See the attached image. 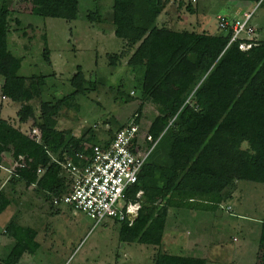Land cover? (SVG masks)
Masks as SVG:
<instances>
[{"label":"trees","instance_id":"1","mask_svg":"<svg viewBox=\"0 0 264 264\" xmlns=\"http://www.w3.org/2000/svg\"><path fill=\"white\" fill-rule=\"evenodd\" d=\"M27 1L32 15L66 21L78 18L79 0ZM165 9L166 0H113L114 33L126 43L127 50L110 55V65L116 66L128 57V67L141 75L142 102L133 124L139 129L136 141H141L147 153L151 151L138 183L126 192L127 204L140 203L138 216L132 223L116 220L119 239L127 244L162 246L170 209L215 211L233 199L240 182L264 184V41L244 52L239 42L229 45L231 32L171 30L158 23ZM13 14L8 4L0 5V43L8 40ZM87 17L92 23L104 20L99 10ZM17 23L21 24L19 19ZM44 58L52 67L48 47ZM22 61L0 47V76L4 79L1 94L25 106L42 97L47 76H20ZM100 84L99 78L88 80L79 67L71 80V94L41 103L36 136L0 115V161L11 157L15 162L23 157L26 163L25 168L11 174L12 187L17 183L34 187L52 208L61 209L52 200L71 190L72 179L64 163L70 157L75 164L84 165L78 155L90 156L96 145L88 146L84 137L70 136L50 122L64 110L77 107L78 96L97 92ZM113 90L123 101L134 100V92L127 94L123 83ZM147 105L154 106L157 115L145 126L143 110ZM11 205L7 191L0 190V216ZM16 221L0 231V243L3 236L14 241L0 264H18L38 247L37 232ZM259 246L257 264H264V222ZM155 264L208 261L160 253Z\"/></svg>","mask_w":264,"mask_h":264},{"label":"rangeland","instance_id":"2","mask_svg":"<svg viewBox=\"0 0 264 264\" xmlns=\"http://www.w3.org/2000/svg\"><path fill=\"white\" fill-rule=\"evenodd\" d=\"M79 2L78 18L66 21L32 15L27 0H0V5L8 4L14 13L12 31L0 47L23 60L20 76H47L42 97L25 106L3 98L4 79L0 76V115L34 135L41 103L71 94V80L81 67L88 80L100 79L99 90L78 96V106L64 110L50 124L75 138L84 137L88 146H104L122 125L133 123L142 102L141 75L128 67V57L116 66L110 65L109 56L126 49V43L114 33L113 0ZM96 10L103 15L102 23H92L87 17ZM165 10L158 19L160 26L208 34L220 33L219 16L242 18L245 12L255 11L251 25L264 41V0H166ZM45 47L50 50L52 67L45 61ZM121 83L127 94L134 92L133 101L118 98L113 89ZM143 114L148 126L157 111L147 105ZM0 168V190H6L12 199V205L0 216V231L16 219L19 225L37 232L36 252L26 253L18 264H155L160 253L205 258L208 264L258 262L264 184L240 182L233 199L215 211L172 208L162 246H149L121 242L120 225L114 218L96 224L83 212L67 206L56 211L34 187L22 183L12 187L9 179L15 162L11 157L2 159ZM13 245L12 239L1 237V259Z\"/></svg>","mask_w":264,"mask_h":264},{"label":"built area","instance_id":"3","mask_svg":"<svg viewBox=\"0 0 264 264\" xmlns=\"http://www.w3.org/2000/svg\"><path fill=\"white\" fill-rule=\"evenodd\" d=\"M254 12H245L242 18L218 17L219 30L232 33L229 45L239 42V49L244 52L258 45L257 31L251 25ZM33 134L36 136L39 131L35 129ZM138 134L136 125H126L114 134L110 144L94 146L90 156L78 155L84 165H77L68 157L63 167L72 179L71 190L69 194L54 196L53 205L83 212L96 224L106 218L132 223L138 216L140 204H127L126 192L138 183L151 153L146 152L141 141H136ZM25 167V159L20 157L15 161L13 172ZM38 173L41 174L42 169ZM141 195L139 193L138 197Z\"/></svg>","mask_w":264,"mask_h":264},{"label":"crops","instance_id":"4","mask_svg":"<svg viewBox=\"0 0 264 264\" xmlns=\"http://www.w3.org/2000/svg\"><path fill=\"white\" fill-rule=\"evenodd\" d=\"M164 12H167V11L165 10ZM3 160H4V159H3ZM1 161H2V160H1ZM1 161H0V162H1ZM233 197H234V196H233ZM229 209H230V208H229ZM170 210H171V209H170Z\"/></svg>","mask_w":264,"mask_h":264}]
</instances>
